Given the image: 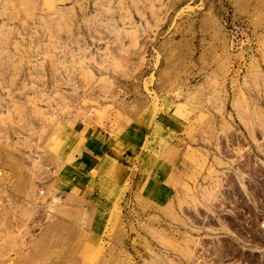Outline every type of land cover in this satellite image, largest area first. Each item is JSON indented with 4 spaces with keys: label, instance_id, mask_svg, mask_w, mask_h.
<instances>
[{
    "label": "rangeland",
    "instance_id": "1",
    "mask_svg": "<svg viewBox=\"0 0 264 264\" xmlns=\"http://www.w3.org/2000/svg\"><path fill=\"white\" fill-rule=\"evenodd\" d=\"M0 264H264V0H0Z\"/></svg>",
    "mask_w": 264,
    "mask_h": 264
}]
</instances>
